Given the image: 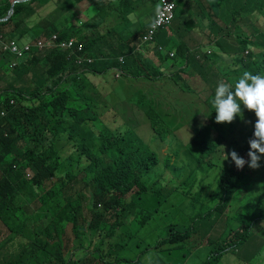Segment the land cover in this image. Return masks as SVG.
Listing matches in <instances>:
<instances>
[{"label": "trees", "instance_id": "1", "mask_svg": "<svg viewBox=\"0 0 264 264\" xmlns=\"http://www.w3.org/2000/svg\"><path fill=\"white\" fill-rule=\"evenodd\" d=\"M14 1L0 0V19L8 17ZM85 1L21 2L14 16L2 23L7 37L21 44L55 34L61 40L80 37L85 56L95 63L82 72L75 58L35 47L14 72L9 89L0 91V264H144L156 250L163 258L152 264H181L191 253L175 249V225L155 220L165 202L164 190L154 183L148 190L143 187L159 161L157 150L174 155V91L159 88L149 94L162 110L143 132L126 122L114 127L103 123L94 130V112L73 107L82 101L80 91L92 89L87 73L111 77L123 70L141 76L136 72V45L144 30L127 18L133 15L125 10L129 0H87V11ZM52 4L51 12L42 16L39 9ZM85 12L88 24L74 26ZM104 25L105 31L97 33ZM170 40L175 50L173 31L159 43ZM10 60L0 55V65ZM66 74L71 75L68 84L63 83ZM205 178H197L198 186ZM81 185L91 191L85 193ZM137 188L142 190L133 194ZM68 229L73 236L70 248ZM165 230V236H156Z\"/></svg>", "mask_w": 264, "mask_h": 264}, {"label": "clouds", "instance_id": "2", "mask_svg": "<svg viewBox=\"0 0 264 264\" xmlns=\"http://www.w3.org/2000/svg\"><path fill=\"white\" fill-rule=\"evenodd\" d=\"M29 1L15 0L14 11L0 19V55L11 59L0 65L7 72L4 79L0 77V91L9 89L14 72L35 47L75 58L82 72L95 63L85 56V43L77 36L61 40L55 34L28 44L7 37L2 23L14 16L18 3ZM84 5L87 11L90 3L86 0ZM125 10L133 13L127 18L143 26L144 34L136 45L140 60L136 72L142 75L123 70L111 77L101 75L103 79L93 81L92 89L80 91L82 101L75 106L94 112L95 131L97 121L101 127L103 123L117 126L125 121L109 116L113 108L101 116L98 100L113 99L114 88L125 85H108L111 81L126 78L127 84L134 85L170 74L168 79L174 81L175 249L191 253L181 264H264V167L260 165V161L264 165V0H129ZM174 20L175 50L173 40L159 43ZM88 22L85 12L74 26ZM105 29L100 26L97 33ZM11 42L17 43L22 55L4 49V43ZM145 46L152 50L146 51ZM150 56L158 63L146 68L143 57L148 60ZM119 59L126 63L125 56ZM70 78L66 74L63 83L67 80L68 84ZM123 101L133 105L138 124L126 123L138 129L147 118L145 112L150 124L160 113L155 101ZM136 102L142 109H137ZM7 116L3 112L1 117ZM199 176L219 184L218 197H212L214 186L206 181L198 186ZM228 176H233L232 183ZM151 184L143 183L144 190ZM252 207L257 214L247 219ZM225 216L232 220L225 221ZM85 229L89 233V224Z\"/></svg>", "mask_w": 264, "mask_h": 264}, {"label": "rangeland", "instance_id": "3", "mask_svg": "<svg viewBox=\"0 0 264 264\" xmlns=\"http://www.w3.org/2000/svg\"><path fill=\"white\" fill-rule=\"evenodd\" d=\"M57 0H52L53 3H55ZM61 1V0H59ZM54 8V5H49L47 7H43L39 9V12H43L42 16H45L47 14H49L51 12V10ZM97 23V21H96ZM103 28H106V26H102ZM83 28V27H80ZM175 32V20L173 21L172 26L167 30V32ZM33 42V41H31ZM146 62V68H152L154 67L155 64H157L158 62H156V60L150 56L147 58H144ZM89 75L90 78L96 76L97 74H93L92 72H88L87 73ZM100 75H104V74H100ZM7 76V72L5 70H0V77L2 79H4ZM152 81H146V80H142V81H138L137 83H135L134 85H129L127 84V79L126 78H117L116 81H111L108 85H112L114 83H121L123 82L125 85H117L114 88V94L112 96V98L114 99H99V104L102 105L100 107H102V112H101V116L110 108H113L115 110L110 111L109 116L112 118H115L116 115H118V117L122 120H124L125 122H128L132 125H137L138 123L136 122L135 118H134V114H133V105L127 103L126 101L120 102L121 100L124 99H131L133 101H138V100H150L151 97H149V94L154 93L157 89L161 88L163 90H172L174 91V81H171L170 79L166 78V77H162V78H152ZM157 108L159 110H162L161 106L159 104H156ZM73 107H76L75 105ZM162 107L166 110H168V107L164 104H162ZM152 109H154L152 107ZM109 117V118H110ZM144 121L142 123H144L143 126L139 127V129L143 132L145 131L149 125L150 122L149 120H147V118H143ZM109 120V119H108ZM101 125L99 124V122L97 121V129H100ZM144 140H146L148 137L147 136H143L142 137ZM156 147H158L156 145ZM159 148V147H158ZM157 149V148H156ZM160 149V148H159ZM158 153V157H159V161L157 163L156 166H154L152 168V171L150 172V182L154 183L155 186L159 187L161 186L164 191H163V196H166L165 202L161 205L160 208H158L159 214L155 217L156 223L157 224H165V225H175V219H174V155L173 154H163L161 149L160 151L157 150ZM247 154L243 156V158L246 159ZM260 165L261 167H264L262 161H260ZM227 179L230 180V183L233 182V176H228ZM207 182V184L214 186V189L212 191V197H218V192H219V184H216L213 180L209 179L208 181L205 180ZM78 188H83V185L79 186ZM74 189V188H73ZM83 191L85 193H88L91 191V187H88V189H86V187L83 188ZM87 206V204H84V207ZM33 209L35 210V206L33 207ZM257 214V209L256 207H252L250 209V212L246 215L247 219H253ZM85 215L88 217L89 213L87 210H85ZM224 220H232V218L230 216H225ZM175 227V226H174ZM222 229V227H221ZM167 230L163 231V232H158L156 234V236H165L166 235ZM3 235L6 234L5 230H3ZM67 239L69 238L70 242L67 243L68 248H70L72 246L71 244V240H72V233L70 232V229H68L67 234H66ZM155 238V236L153 237ZM0 241H1V237H0ZM18 243V241L13 242L11 245H9V248L13 249L16 244ZM168 248L167 246L163 247L162 249H166ZM157 251H154V254L151 255L150 257L144 258L142 260V263L144 264H152L153 260H156L157 262L159 261V259H162V255L158 256ZM171 258V257H167L166 259Z\"/></svg>", "mask_w": 264, "mask_h": 264}, {"label": "built area", "instance_id": "4", "mask_svg": "<svg viewBox=\"0 0 264 264\" xmlns=\"http://www.w3.org/2000/svg\"><path fill=\"white\" fill-rule=\"evenodd\" d=\"M4 49L6 51H11V52L16 53V54H20V55L23 54V51L20 50V48L16 42L4 43ZM27 50H29V47L27 48Z\"/></svg>", "mask_w": 264, "mask_h": 264}, {"label": "crops", "instance_id": "5", "mask_svg": "<svg viewBox=\"0 0 264 264\" xmlns=\"http://www.w3.org/2000/svg\"><path fill=\"white\" fill-rule=\"evenodd\" d=\"M133 19H134V18H133ZM169 76H170V74H166L165 77L168 78ZM160 78H162V77H160ZM92 79H93V81L99 83V82L103 79V77H102L101 75H96V76H94V78L92 77Z\"/></svg>", "mask_w": 264, "mask_h": 264}, {"label": "water", "instance_id": "6", "mask_svg": "<svg viewBox=\"0 0 264 264\" xmlns=\"http://www.w3.org/2000/svg\"><path fill=\"white\" fill-rule=\"evenodd\" d=\"M12 11H14V6H13V8H12Z\"/></svg>", "mask_w": 264, "mask_h": 264}]
</instances>
